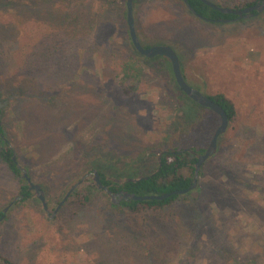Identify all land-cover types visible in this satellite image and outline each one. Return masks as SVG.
<instances>
[{"label":"rangeland","instance_id":"1","mask_svg":"<svg viewBox=\"0 0 264 264\" xmlns=\"http://www.w3.org/2000/svg\"><path fill=\"white\" fill-rule=\"evenodd\" d=\"M134 18L144 47H172L191 87L236 107L195 192L133 212L87 177L65 200L104 156L154 164L175 132L177 146L207 149L221 120L161 60L137 59L126 0H0V147L57 210L34 191L16 200L26 180L0 156V253L15 264H264V11L208 22L182 0H135Z\"/></svg>","mask_w":264,"mask_h":264},{"label":"trees","instance_id":"2","mask_svg":"<svg viewBox=\"0 0 264 264\" xmlns=\"http://www.w3.org/2000/svg\"><path fill=\"white\" fill-rule=\"evenodd\" d=\"M259 1L261 0H246L243 3V5L237 6L235 7V9H245V8L256 5ZM68 3H72V2H68ZM134 3H135V0H134ZM188 3L198 14L208 19L215 20V19H219L223 17H227V18L235 17L234 15H223L220 12L204 4L201 0H188ZM185 5L188 8L187 4ZM78 20L79 18L76 16L72 21L77 22ZM130 47L135 53L131 40H130ZM142 60L148 62L149 60L151 61L154 59L143 57ZM126 67H128L127 69H131L127 64H126ZM169 68H170L169 70L173 77V72L171 69L170 62H169ZM180 92L192 104L202 109L209 110L207 108H204L198 105L194 101H192L181 90ZM208 97L212 98L214 101L219 103L224 108V110L227 112L229 116L230 123H232L236 119V114H237L236 107L234 103L231 100H229L224 94H216L214 96H208ZM180 137H181V133L178 134V132L172 133L171 135H168L165 137V139L168 142H171L172 144L170 145V147H166L162 149L161 152H159V154L161 153L163 154L162 159H161V166H160L158 159L156 160V163L154 164H147L146 162H148L149 158L146 161L145 160L142 161L143 165H140L141 162H135L134 164L121 165V163L119 164V162H117L116 160H113L114 159L113 155L108 154L109 156L108 155L104 156L105 157L104 160L97 161L94 164H92L91 168L89 169L87 173L89 174L93 171H97L101 176L102 184L110 188V190L114 193L127 192V193L136 194L137 196H147V195L162 196V195L171 193L173 191L186 190L193 184V179H194L195 170H196L195 164L197 162V157L195 156V154L191 153L190 151H194L197 154H204L207 149L204 147H192L189 149L179 147L177 146V141L180 139ZM3 143H5L4 128L0 124V145ZM14 154L15 153L9 144H7V147L4 149L0 147V156L2 157V159L8 164L9 168L16 175L21 176L22 172L17 167V164L13 159ZM135 165H138V166H135ZM201 171H202V168H201ZM201 171H200V176L202 175ZM114 178L121 179V180H125V179H141V180L138 182H125L124 184H118L115 181H113ZM94 187L97 188L96 186ZM101 191L111 200V198L103 190ZM193 192L195 191L193 190L189 192L188 194H193ZM22 193L25 196V199L31 196V192L28 190L27 185L22 187ZM76 193L78 192H75V194ZM181 196L182 195H172L171 197L164 199V200H153V201H134V200L125 201V200H122L119 205L125 208H128L129 210L133 212H139L146 208L162 209V208H166L172 205L173 203H175ZM86 197H89V196L86 195ZM113 205H117V204L113 203ZM2 215H3V212L0 213V218L2 217ZM0 263L1 264H15L11 259H9L8 257H5L1 253H0Z\"/></svg>","mask_w":264,"mask_h":264},{"label":"water","instance_id":"3","mask_svg":"<svg viewBox=\"0 0 264 264\" xmlns=\"http://www.w3.org/2000/svg\"><path fill=\"white\" fill-rule=\"evenodd\" d=\"M185 4H187L189 10L198 18L211 22L210 19L198 14L188 3V0H182ZM204 4L209 6L210 8L224 14V15H235L238 19H248L256 14H259L264 11V0L259 1L256 5L245 8V9H235V8H224L221 6H218L211 2L210 0H201ZM126 7H127V24L129 28V35L132 41L133 46L135 49L143 56H146L148 58L155 57V56H165L170 59L171 65H172V71L176 80V83L179 87V89L192 101L197 103L198 105L207 108L214 112L217 116H219L221 122L219 127L215 130V133L211 139L210 145L208 146L207 150L205 151L204 154H197L194 151H190L191 153L195 154L197 157V162L195 164V176L193 179V184L186 190H177L173 191L171 193L165 194V195H147V196H137L136 194L132 193H127V192H121V193H114L110 190V188L106 187L105 185L102 184L101 181V176L97 171H93L89 173L87 176L83 177L82 180H80L77 184H75L69 192L65 196V200L75 191V189L82 184L87 177L92 178L93 184L99 189L103 190L112 200L113 202H118L120 203L122 200L125 201H153V200H164L172 195H186L189 192L193 191L196 189L198 185V180L200 177V171L202 168V165L209 159L211 158L218 149V143H219V138L227 132L229 125H230V119L227 114V112L224 110V108L214 101L212 98L202 94L200 91L197 89L191 87L183 74L182 67H181V62L178 57V55L175 53V51L172 49V47L167 46V45H156L152 46L149 48L144 47L138 37L137 31H136V25H135V18H134V0H126ZM233 18H224L219 20V22H224V23H229L233 22ZM14 161L17 164V167L23 172V177L28 180L29 182V190L33 191L36 190L35 196L42 201V205L44 210L49 212L51 209L49 208V205L46 201L45 193L42 190L41 186L38 184H34L31 182L26 170L22 168L18 162L16 155L14 154L13 156ZM161 159H162V154L159 156L158 161L161 166ZM141 179H113L118 184H124L125 182H138ZM117 198L119 200H117ZM64 200V201H65ZM16 201V200H15ZM14 203V202H13ZM12 203V204H13ZM11 204V205H12ZM61 205V204H60ZM59 205V207H60ZM10 207V206H9ZM9 207H7L6 211H8ZM58 209V208H57ZM57 211V210H55ZM5 218L0 219L2 221Z\"/></svg>","mask_w":264,"mask_h":264},{"label":"flooded vegetation","instance_id":"4","mask_svg":"<svg viewBox=\"0 0 264 264\" xmlns=\"http://www.w3.org/2000/svg\"><path fill=\"white\" fill-rule=\"evenodd\" d=\"M222 14V13H221ZM224 15V14H223ZM235 16V15H234ZM224 18H227V17H223V18H219V19H210L212 22H218L219 20H221V19H224ZM232 19V18H231ZM233 20H237V17L235 16V17H233ZM152 47V46H151ZM133 48H134V50H135V53H136V57L137 58H140V59H143V57L144 58H148V57H146V56H143V55H141L136 49H135V47L133 46ZM146 48H149V47H146ZM173 49V48H172ZM174 50V49H173ZM175 51V50H174ZM175 53H176V51H175ZM177 54V53H176ZM178 55V54H177ZM141 56V57H140ZM179 57V56H178ZM149 59H154V60H161L163 63H164V66H168V70H169V62H170V64H171V61H170V59L169 58H167V57H165V56H162V55H160V56H155V57H151V58H149ZM180 59V58H179ZM169 61V62H168ZM171 69H172V65H171ZM170 71V70H169ZM173 72V71H172ZM171 73V72H170ZM172 75V74H171ZM185 77V76H184ZM172 79L175 81V83H176V80H175V77H174V74H173V77H172ZM168 147H170V145L168 146ZM162 154V153H161ZM160 154V155H161ZM159 155V156H160ZM163 155V154H162ZM159 158V157H158ZM22 172V171H21ZM21 176H22V178L24 179V180H26V184H27V186H29V182H28V180L27 179H25L24 177H23V172L21 173ZM29 176V175H28ZM29 178H30V176H29ZM30 180H31V182H32V179L30 178ZM91 180V179H90ZM33 183V182H32ZM91 184H93V182H92V180H91ZM94 185V184H93ZM95 186V185H94ZM28 190H29V188H28ZM29 191H31V190H29ZM34 191V193H36V190H33ZM22 197H24V195H23V193L21 194V196L20 197H18L16 200H20V199H22ZM40 200V199H39ZM112 200V199H111ZM117 200H119L118 198H117ZM40 202L42 203V201L40 200ZM112 202H113V200H112ZM48 203V202H47ZM114 204H120V203H118V202H113ZM48 205H49V203H48ZM43 206V205H42ZM7 209V208H6ZM6 209H4L3 210V215H2V217L1 218H3V216H6V213H7V211H6ZM46 211V210H45ZM52 211V212H51ZM47 212V211H46ZM50 213H52L53 215H55V213H56V211H53V210H50L49 211ZM48 212V213H49ZM0 218V219H1Z\"/></svg>","mask_w":264,"mask_h":264}]
</instances>
